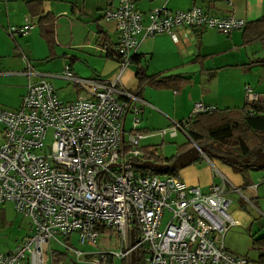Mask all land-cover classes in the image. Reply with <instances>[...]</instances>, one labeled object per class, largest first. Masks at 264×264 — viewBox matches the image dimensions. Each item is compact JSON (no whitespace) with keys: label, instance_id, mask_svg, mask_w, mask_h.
Wrapping results in <instances>:
<instances>
[{"label":"built area","instance_id":"obj_1","mask_svg":"<svg viewBox=\"0 0 264 264\" xmlns=\"http://www.w3.org/2000/svg\"><path fill=\"white\" fill-rule=\"evenodd\" d=\"M103 18L113 23L117 36L107 48L118 64L113 79L79 77L66 65L62 76L84 92L80 98L60 100L52 84L39 75L29 81L17 109L0 108V205L10 203L33 226L23 243L0 253V264H45L51 241L76 259L88 257L92 264H107L108 257L135 264L131 255L137 250L143 264H251L224 246L227 229L240 224L229 213L224 184H212L203 192L176 176L135 171L133 162L144 158V102L120 86L143 39L166 34L177 42L180 29H215L227 35L246 22L200 6L171 11L163 5L144 16L134 0H118ZM30 28L27 23L8 30L22 35ZM245 100L261 101V96L246 85ZM213 110V105L195 102L191 114ZM173 125L172 135L187 128L182 121ZM48 132L52 141L46 147ZM259 181L264 182V174ZM100 227L115 232L119 250L85 253L59 238L76 234L81 246L97 244Z\"/></svg>","mask_w":264,"mask_h":264},{"label":"crops","instance_id":"obj_2","mask_svg":"<svg viewBox=\"0 0 264 264\" xmlns=\"http://www.w3.org/2000/svg\"><path fill=\"white\" fill-rule=\"evenodd\" d=\"M27 1L0 0V56L3 55L1 44L4 40V31L9 26H22L30 23V30L34 25L38 27V18L32 17L28 12ZM41 1L43 12L54 17L55 40L57 24L60 28L67 26L66 19L61 16H68L71 21H77L70 24V31L71 34L75 30L82 34L83 43H58L61 47L66 49L87 47L89 45L86 42L87 34L90 36L92 28H95V43L103 49L108 43L107 39L111 46L116 42L114 25L104 20L103 15L107 9L115 8L118 0ZM163 5L171 11L200 6L216 15H232L246 23L264 18V0H134L135 8L144 16L152 8ZM177 38L176 42L166 34H157L143 39L138 46L136 53L147 75L182 76V82L177 90L144 85L139 92V97L144 102L140 106L142 113L149 111L151 115L156 112L167 122H177L190 116L195 102L213 105L219 109L240 107L246 101V85L261 96V101H264V37L246 40L242 28L233 30L227 35L215 29H180L177 32ZM107 48L106 46L103 56L100 55L106 60L101 63L99 71L93 70L91 77L97 76L104 80H111L116 76L118 64L111 58ZM75 58V55L71 56L69 62L66 63L72 69V60ZM131 64L134 69H130V72L125 75L123 72L126 78L120 85L127 90H134L138 86L136 65ZM151 64L153 71L148 73L147 68ZM36 76L39 77V75ZM131 79L132 83L126 85L125 81L128 82ZM146 119L145 125L141 123L144 132L155 126L152 124L151 117L150 119L146 117ZM208 161L209 165H187V167L196 169L198 174L194 172L193 175V173L182 171L183 175L181 174L178 178L188 186L199 187L203 192H207L212 184H224L226 197L230 200V204L233 199L230 195L237 197L239 207H233L234 212L231 216L239 223L243 217H248L247 213L251 209L264 217V182L257 179L260 178L259 175L250 171V180L245 183V179L233 167L229 168L220 163L218 167L215 162ZM202 169L204 170L203 179L200 178ZM254 185L255 188H253ZM8 251L11 250L0 248V253Z\"/></svg>","mask_w":264,"mask_h":264},{"label":"rangeland","instance_id":"obj_3","mask_svg":"<svg viewBox=\"0 0 264 264\" xmlns=\"http://www.w3.org/2000/svg\"><path fill=\"white\" fill-rule=\"evenodd\" d=\"M61 17L66 19L67 26L60 28L57 24V37L56 40L54 39L55 45L53 46V50H49L48 44L40 36L36 25H34L27 34L22 35H10L8 28L4 31V40L1 44L3 55L0 56V108L17 109L20 106L22 96L26 91L29 81L40 78L36 76V74L43 75L45 80L52 84L60 100L68 102L80 98L84 92L79 88L77 89L73 83L62 76L65 66L67 65L66 63H68L71 56L74 55L76 58L72 60L73 69L71 68L73 73L75 72L79 77L83 78L97 77H91L93 70L99 71L101 63H103L106 58L100 56H103L105 52L104 49L100 47L99 44L95 43V28H92L90 36L87 34L86 42L89 44L87 47L82 46L66 49L61 47L58 43H83L81 39L83 35L76 30L74 32L72 31L71 34L70 24L77 21H71L68 16ZM72 36H74L73 40H71ZM51 53L52 56L50 57ZM154 60L156 61V59ZM152 64H154V62ZM152 64L149 67L147 65L148 73L153 71ZM130 69H134L132 64L126 67L124 75L130 72ZM124 75L123 73L121 75L122 83H124V79L126 78ZM130 83H132V79L128 82L127 80L125 81L126 85ZM146 117L149 119L151 117L152 124L155 126L144 132L145 137L140 140V145H154L158 155L164 159L170 158L178 152V155H181V157L178 159L176 165L177 177L180 178V175L183 173L182 171L193 173V175L194 172L198 174L196 169L194 170L187 167V165H209L210 163L208 160L215 162L217 165L220 163L229 168L233 167L231 164L225 163L221 159L214 157L208 158L206 155H203L199 148L181 131L177 130L176 134L172 135L174 127L173 122H167L159 113L154 112L150 115L149 111L143 113L141 111L140 119L143 125L146 123ZM130 123L131 118L130 115H128L125 123L126 129L130 127ZM51 138L52 134L48 132L44 141L46 147L50 146L52 141ZM162 167L163 165L161 164L157 165L159 169ZM201 172L202 177L200 178L203 179L204 170L202 169ZM252 173L260 177L262 170H255L252 171ZM193 175L191 174V176ZM230 196L231 199L232 197L233 199L229 207V213L233 215V207L237 208L239 205L236 200L237 197H235V195ZM247 216V218L243 217L240 224L231 225L227 229L223 237V243L225 248L233 254L247 257L251 264H259L258 259L261 254H264V248L255 246L253 241L257 238L264 237V217L254 209H251L247 213ZM32 229L33 226L29 217L17 213L10 203L0 205V248L2 250L15 249L16 246L23 243ZM129 237L130 244H133L135 237L134 230L130 231ZM59 238L65 245H69L85 253L99 252V249L110 252L119 250V238L111 229H106L101 232L97 244L89 243L81 246L77 241L76 234H71L69 238L62 236ZM131 262H134L133 253L131 255ZM45 264L92 263L90 259L85 256L81 259H76L63 246L51 241L49 249L45 252ZM110 264H125V262L115 257L112 258Z\"/></svg>","mask_w":264,"mask_h":264},{"label":"trees","instance_id":"obj_4","mask_svg":"<svg viewBox=\"0 0 264 264\" xmlns=\"http://www.w3.org/2000/svg\"><path fill=\"white\" fill-rule=\"evenodd\" d=\"M41 0H28L27 8L32 17L38 18L39 34L48 44L49 50H53L54 43V17L49 13H44L41 8ZM245 39H257L264 37V18L246 23L243 27ZM107 47L111 45L107 39ZM52 56V53L50 57ZM131 63L136 65V77L138 86L134 90L139 96V92L144 85H149L160 89L177 90L182 82L180 75L160 76L158 74L147 75L144 67L140 63L137 53L132 57ZM187 124L184 134L198 148L203 149V154L208 158L215 157L225 163L231 164L238 171L245 183L250 180L249 172L264 171V160L257 166L253 164L258 160L262 149H264V101H253L245 103L240 107L219 109L212 112H204L196 115L190 114L181 120ZM144 158L134 161L135 171L140 175H171L177 177L176 166L167 169L166 167L179 154L178 152L170 158H162L158 155L154 145L141 147ZM224 157L236 160L248 159L247 163L241 165L232 164ZM161 164V169L157 165ZM102 232L105 228H99ZM257 247L264 248V237L253 241ZM53 252V251H51ZM61 255V254H60ZM135 264H143V255L140 250L134 253ZM110 264L111 258H107ZM259 264H264V254L259 256Z\"/></svg>","mask_w":264,"mask_h":264},{"label":"water","instance_id":"obj_5","mask_svg":"<svg viewBox=\"0 0 264 264\" xmlns=\"http://www.w3.org/2000/svg\"><path fill=\"white\" fill-rule=\"evenodd\" d=\"M199 150L203 151V149L199 148ZM181 157V155H178L171 164H169L166 168L170 169L174 166L177 165L178 159ZM225 160L229 161L232 164H236V165H241L243 163H247L248 159L244 158L243 160H236L234 158H230V157H224ZM264 160V149H262V152L258 158V160L253 164V166H257L259 163H261V161Z\"/></svg>","mask_w":264,"mask_h":264}]
</instances>
